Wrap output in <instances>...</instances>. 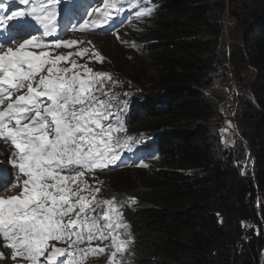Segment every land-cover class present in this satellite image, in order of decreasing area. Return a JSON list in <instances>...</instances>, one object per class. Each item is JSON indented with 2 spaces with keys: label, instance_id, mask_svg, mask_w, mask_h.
Returning a JSON list of instances; mask_svg holds the SVG:
<instances>
[{
  "label": "trees",
  "instance_id": "trees-1",
  "mask_svg": "<svg viewBox=\"0 0 264 264\" xmlns=\"http://www.w3.org/2000/svg\"><path fill=\"white\" fill-rule=\"evenodd\" d=\"M138 2L151 7L153 40L141 52L156 73L133 76L146 91L120 122L123 164L149 163L148 175L122 189L128 199L114 200L128 225L119 237L130 241L122 264H264V0H122ZM225 14L242 36L229 59L246 88L236 118L254 158L247 173L219 130L228 93L212 74ZM248 67L256 72L249 85Z\"/></svg>",
  "mask_w": 264,
  "mask_h": 264
},
{
  "label": "snow or ice",
  "instance_id": "snow-or-ice-1",
  "mask_svg": "<svg viewBox=\"0 0 264 264\" xmlns=\"http://www.w3.org/2000/svg\"><path fill=\"white\" fill-rule=\"evenodd\" d=\"M45 2L54 7L57 0ZM118 2L103 0L106 7ZM19 3L27 5L29 0ZM150 11L146 8L140 15ZM23 15L21 11L0 15V36L12 28L11 22L21 23L18 18ZM36 18L44 25L40 38L29 33L0 41V145L8 147L11 155L6 159L12 164L11 170L0 165V192L16 189L11 196L0 195L2 247L11 251L17 264H77V256L105 252L107 246L93 249L94 241L110 239L115 251L109 264H115L117 253L123 254L130 242L119 239L116 231L128 225L114 198L97 200L99 188H91L84 177L110 170L119 158L115 148L121 140L115 133L126 131L119 123L122 110L113 112L117 105L94 94L103 89L102 82L111 79L110 74L93 73L74 60L71 67H59L61 62H69V56L26 51L30 46L46 47L43 35L55 31L53 9ZM17 38L23 41L17 49L8 46L2 50ZM77 43L57 39L55 47ZM121 103L127 107V100ZM102 204L110 207L102 216L94 215ZM50 241L68 243L69 247L58 248ZM82 243L89 247L79 248ZM5 258V252L0 251V259Z\"/></svg>",
  "mask_w": 264,
  "mask_h": 264
},
{
  "label": "rangeland",
  "instance_id": "rangeland-1",
  "mask_svg": "<svg viewBox=\"0 0 264 264\" xmlns=\"http://www.w3.org/2000/svg\"><path fill=\"white\" fill-rule=\"evenodd\" d=\"M109 3L111 4L112 0H109ZM78 4L79 2L76 0H57L53 7L52 2L46 3L44 0L42 1V5L37 3L36 10L39 8V10L43 11L44 14H47L49 9H53L56 12L55 19L59 18V26L56 27L60 28L61 30H65L68 34L78 33L79 37H81L80 41L77 39L78 43L73 45L70 49V52L68 53L70 54L69 63L61 62V65H58L59 67H71L70 62L74 60L78 65H86L87 67L91 68L93 73L99 72L110 74L111 79H104L102 82L103 89L95 91L94 94L101 97L102 99L111 100L112 104L117 105L118 107H114L112 109L113 112L122 110V113L119 116L120 123L121 119H123L124 111L126 109L121 101L127 100L128 106L132 99L139 97V93L141 91L142 93L146 91L142 86L139 85V83L135 82L136 80L133 79V76L138 75L139 77L140 75L141 79L147 81L150 75L156 73L150 59L141 52V46L145 42L153 40L151 37V33L153 34V32L151 28L147 26V22L150 20L151 13L140 15L141 12L145 11L141 5L128 8L124 7L125 11L123 10L122 6L115 7L114 5L112 7H106L103 3V0H86V2L82 1L81 5ZM88 5L89 7H87ZM59 7H61V10H58ZM66 7H68V12H63V9ZM87 8L89 9L86 10ZM97 8L100 9L99 12L96 11ZM136 9L140 12L138 14L139 17L132 18L131 16ZM97 17L100 18L99 22L94 24L93 22ZM112 23L114 26H112ZM232 25H234L232 20H230L228 15L225 14L223 17V37L219 41L220 58L215 65L217 72L212 75L217 80L216 86L218 87L219 93L225 94L226 91L228 93L227 84L231 88L232 92L230 96H227V102L221 105V109L224 113V121L219 127V130L221 132L224 145L228 147L232 145L234 147V150L237 153L235 157H238L237 161L246 165L244 167V172L247 173L250 168L249 164L246 163L247 156L245 159H240L241 157H239V152L242 150V153L244 152L247 155L250 153V147L248 140L240 134L236 118V112L238 108L237 105L240 100V95L241 92L246 88L242 90L241 86H239L236 78L234 77L232 68L233 65L229 59L230 52L236 43L235 37H238L241 40L242 36L240 32H236V29H232ZM222 49L226 50L225 52L227 56L226 59L223 57V62H225V68L227 70V76L224 75L227 78L224 80L222 77L223 65L221 63ZM66 53L67 52L65 51L64 54ZM77 53L85 54L81 56L77 55ZM243 79L247 85H249V83L251 84L256 79V72L253 70V68L248 67L244 71ZM97 88L99 89L100 86L97 85ZM105 92L108 93L107 96L103 95ZM115 123L116 121L113 119V124ZM120 133L121 132L115 133V136L119 137ZM121 142L126 144V142H123V140ZM122 143L116 145L115 150L120 147ZM116 152L118 153L117 150ZM118 155L119 158L114 162L110 170L105 169L103 172H93L85 175L84 177L91 188H99V192L96 193L95 196L97 200L103 201L106 199L109 200V198L111 200L114 197V200L121 198L122 201L125 202L128 199V195L127 192L122 191V189L130 186L133 187L142 180L143 176L149 174L148 162H144L140 166L129 164L124 165L120 160V153H118ZM251 158L252 156H250V159ZM15 175L16 174L13 172V180H15ZM15 191L16 189L14 188L12 194ZM7 192H0V195L3 193L7 194ZM110 196H112V198ZM115 206L118 207L117 204H115ZM109 207V205L102 204L100 207L96 208V212L93 214L102 216L103 212ZM101 223L104 222L101 220ZM246 226L247 228H251L253 227V223L248 222ZM121 234L122 227L119 228V231H116V235L121 236ZM53 242H55V246L58 248L68 249L69 247L68 243L52 241L51 244H53ZM97 245L100 247L107 246L105 248V252L99 255L95 254V252H90L86 257L83 258H81V256H77V264H109V260L112 259L111 253L112 251H115V249L111 247V240H105L103 243L100 241H94L91 247L95 249ZM78 247L87 248L89 245L87 243H82L79 244ZM122 258V254L117 253V256L115 257V264H122ZM58 259H64V257H59Z\"/></svg>",
  "mask_w": 264,
  "mask_h": 264
},
{
  "label": "bare ground",
  "instance_id": "bare-ground-1",
  "mask_svg": "<svg viewBox=\"0 0 264 264\" xmlns=\"http://www.w3.org/2000/svg\"><path fill=\"white\" fill-rule=\"evenodd\" d=\"M94 1V0H93ZM17 0H10L8 2V0L6 2L0 3V15H7L10 14L12 12V10H14L15 8H19L18 10H14V11H22L23 9L26 10L29 6H22L24 8H21V6H19L17 4ZM31 3H35L34 0H30ZM82 2V1H81ZM86 2V1H85ZM97 2V1H96ZM126 2V1H125ZM124 2V3H125ZM44 3V2H43ZM98 3V2H97ZM96 4V3H95ZM94 4V5H95ZM34 6V4H32ZM49 5V4H48ZM97 5V4H96ZM53 6V5H52ZM89 7V5L87 6ZM91 8V7H90ZM100 8V7H99ZM85 9V8H84ZM89 8H87L86 10H88ZM39 10V8H38ZM58 10H61V7L58 8ZM81 11V10H80ZM91 11V9H90ZM30 12V11H29ZM63 12H68V7L63 9ZM89 12V11H88ZM94 13V12H93ZM96 13V12H95ZM104 14V13H103ZM106 14V13H105ZM110 14V13H109ZM31 16L34 15L33 17H28L27 15L23 16L22 18L19 19V21H21V23H17V22H11L12 23V28L9 29L8 32H5L3 34V36H0V41L5 40V38H10V37H20V36H28L29 33L35 34L37 35L38 38L41 37V33L43 31V24L41 23V21L39 19H37V16H41L40 10L39 13L37 12L35 13H31ZM93 15V14H91ZM111 15V14H110ZM109 15V16H110ZM112 16V15H111ZM105 18V17H104ZM111 20V19H110ZM113 20V19H112ZM126 20V19H125ZM114 21V20H113ZM102 23V22H100ZM54 26H59V18L55 19V21H53ZM106 24V23H105ZM111 24V23H109ZM117 25V24H116ZM124 25V24H123ZM112 26L113 23H112ZM122 26V25H121ZM51 27V25H50ZM119 27V26H117ZM14 28H16L14 30ZM58 27H55V31L51 32L52 33V37H49L48 35H46L45 38L42 37L44 44L46 45V47H39V46H30L29 48L26 49V51H30L33 52L34 54H40L41 52H47L49 54V56L54 57L57 55H65V56H69L70 54H68L70 52V49L72 48L73 45L69 46V47H60V48H56L55 47V42L57 41V39H61L63 41H70V40H75V41H80L79 34L78 33H72V34H68L65 30H61V29H57ZM109 28V27H108ZM113 28V27H112ZM110 29V28H109ZM70 30V29H69ZM68 30V31H69ZM78 30V29H77ZM107 30V28H106ZM115 31V30H114ZM113 31V32H114ZM110 34V33H109ZM81 35V34H80ZM102 35V34H101ZM55 37V40H53ZM90 37V36H89ZM30 38V37H29ZM78 39V40H77ZM84 40V39H83ZM86 40V39H85ZM23 41L19 38L15 39L14 41H12L10 44H7L6 46L3 47V51L7 50V47L10 46L12 47L14 50L17 49L19 47V45L22 43ZM82 42V41H81ZM40 44V39L37 40L36 45ZM83 45V44H82ZM96 46V45H95ZM88 47V46H86ZM67 52L66 54H64V52ZM68 54V55H67ZM89 55V54H88ZM69 63V62H68ZM61 65V64H60ZM43 74V73H42ZM14 99V97H13ZM133 100V99H132ZM7 103V102H6ZM129 107V106H128ZM127 109V108H126ZM142 145V144H141ZM139 149V148H138ZM128 150V148H127ZM132 150V149H131ZM134 152V151H133ZM250 154V153H249ZM11 153L8 149L7 146L4 145H0V165H2L4 168H7L9 170L12 169V164L6 159V157L10 156ZM132 155V154H131ZM248 155V154H247ZM246 155V156H247ZM133 156V155H132ZM136 156V155H135ZM251 156V154H250ZM123 157V156H122ZM126 158V157H125ZM253 158V156H252ZM136 160V159H135ZM140 161V160H139ZM138 161V162H139ZM254 162V158L252 159V161H248L246 159V163L249 164V167H251L253 165ZM121 163V162H120ZM127 163V162H126ZM235 165L238 166V163L235 162ZM246 165L243 164V171H244V167ZM15 173V172H14ZM16 174V173H15ZM16 179V175L14 177ZM14 188H11L8 190L7 194L3 193L1 195L7 197L10 196L12 194ZM112 198V196H110ZM114 198V197H113ZM110 200V198H109ZM127 204V203H126ZM134 204V203H133ZM123 206V205H122ZM129 206V205H128ZM134 206V205H133ZM124 208V207H122ZM121 208V209H122ZM103 209V208H102ZM104 211V210H103ZM119 231V229H118ZM124 231V230H122ZM120 233V232H119ZM120 237V236H119ZM52 241H50L51 244ZM5 242L3 241L2 237H0V251H4L5 252V259H0V264H17L16 261H13L11 259V251L10 250H4L2 245ZM62 243V242H61ZM53 244L55 245V242H53ZM112 258V257H111Z\"/></svg>",
  "mask_w": 264,
  "mask_h": 264
},
{
  "label": "water",
  "instance_id": "water-1",
  "mask_svg": "<svg viewBox=\"0 0 264 264\" xmlns=\"http://www.w3.org/2000/svg\"><path fill=\"white\" fill-rule=\"evenodd\" d=\"M227 89H228V96H230L232 91H231V88L228 84H227Z\"/></svg>",
  "mask_w": 264,
  "mask_h": 264
},
{
  "label": "built area",
  "instance_id": "built-area-1",
  "mask_svg": "<svg viewBox=\"0 0 264 264\" xmlns=\"http://www.w3.org/2000/svg\"><path fill=\"white\" fill-rule=\"evenodd\" d=\"M252 159H253V158L250 159V154H248V155H247V160L251 162Z\"/></svg>",
  "mask_w": 264,
  "mask_h": 264
}]
</instances>
